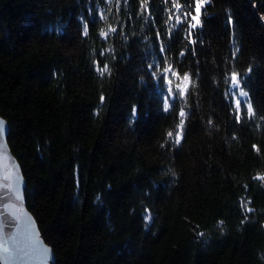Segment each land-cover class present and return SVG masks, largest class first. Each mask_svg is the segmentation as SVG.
Segmentation results:
<instances>
[{
  "label": "trees",
  "instance_id": "obj_1",
  "mask_svg": "<svg viewBox=\"0 0 264 264\" xmlns=\"http://www.w3.org/2000/svg\"><path fill=\"white\" fill-rule=\"evenodd\" d=\"M142 2L0 0V115L26 207L53 264H264V0H209L188 38L187 21L169 33L173 0Z\"/></svg>",
  "mask_w": 264,
  "mask_h": 264
},
{
  "label": "water",
  "instance_id": "obj_2",
  "mask_svg": "<svg viewBox=\"0 0 264 264\" xmlns=\"http://www.w3.org/2000/svg\"><path fill=\"white\" fill-rule=\"evenodd\" d=\"M0 120V264H53V250L26 207L25 179L7 143L8 124L1 115Z\"/></svg>",
  "mask_w": 264,
  "mask_h": 264
},
{
  "label": "snow or ice",
  "instance_id": "obj_3",
  "mask_svg": "<svg viewBox=\"0 0 264 264\" xmlns=\"http://www.w3.org/2000/svg\"><path fill=\"white\" fill-rule=\"evenodd\" d=\"M208 2H209V0H194V3H195V8H194L195 15H192V10L189 9V11L183 12V16H182L180 14L182 12L181 5L178 3V0H173L172 7L176 11H175V13L170 14L168 16V21H172L173 17H174L175 23L172 25V27H170L169 33L171 34L175 30V27L177 25H180V24L184 23L185 21H187L188 22V30H187L186 38L190 37L191 34H192V30L197 28L200 25V23H201L200 16H201V13H202V9L205 7V5ZM119 3H120V0H117V4H119ZM124 3L126 4L127 0H124ZM141 7L144 8V9L147 8V0H143V2L141 4ZM188 17H191V20H188ZM115 31H116V29L115 28H111V27L108 29L107 32L104 31V30H101L100 37L101 38H106L110 32H115ZM84 34L87 35V26H85ZM192 42L194 43V41H192ZM161 51H164V48H161ZM183 54H184L183 52L180 53V55H183ZM150 67H151V65H150ZM108 70L109 69H108L107 65H104L103 68H98V71L100 72L101 75H103ZM248 71H251V69H249ZM169 72H171L172 76H177V73L172 71V67H171V65H169L168 67L162 69V74H163V78L164 79L168 80V73ZM228 79H229L228 91L229 92H233V90H236L233 93V97L232 98L235 99V111H236L235 119L237 121H239L240 120V110H241V100L236 99V96L238 95L240 97H246L247 96V92H245L243 90V88L241 87L242 78L240 77V74H238L236 72H232ZM188 80H189V76H188L187 73H185L183 78H182V82L183 81H188ZM168 83H169V85H171L172 81L168 80ZM177 89L179 90L178 91V95L180 97H183L185 95L186 86H185V88H181V86L178 84L177 85ZM173 95H174L173 89L171 87H169L167 96L171 97ZM226 98H227V96H226ZM101 99L103 100V97H101ZM171 106L172 105L169 103V99L166 97L164 99V101H163V109H164V111H168L171 108ZM246 108H247V115L249 117L254 116L255 113H254V110L252 108L251 102L247 103ZM186 115H187L186 112L183 109H181L180 112H179V116L181 117V119H180L179 124L177 125V129H179V130L175 132V135H173L172 132L168 133V137L173 139L174 143L178 144L180 142L181 135H182V128H183V124H184V119L183 118ZM210 123H211V121H210ZM3 133H4V121L0 120V135H3ZM257 178L261 179V180H264V176L257 177ZM241 206L246 211H249V212L252 211V209L247 207L246 203H242ZM4 252L5 253L8 252L7 247L4 248Z\"/></svg>",
  "mask_w": 264,
  "mask_h": 264
}]
</instances>
